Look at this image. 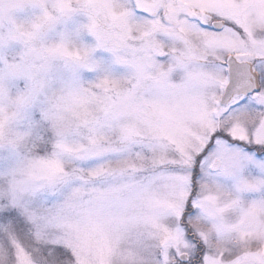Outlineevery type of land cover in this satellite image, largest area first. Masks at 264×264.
Wrapping results in <instances>:
<instances>
[{"label":"snow or ice","instance_id":"1","mask_svg":"<svg viewBox=\"0 0 264 264\" xmlns=\"http://www.w3.org/2000/svg\"><path fill=\"white\" fill-rule=\"evenodd\" d=\"M0 264H264V0H0Z\"/></svg>","mask_w":264,"mask_h":264}]
</instances>
